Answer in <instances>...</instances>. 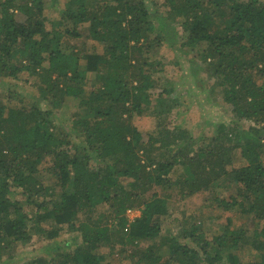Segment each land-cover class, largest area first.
I'll use <instances>...</instances> for the list:
<instances>
[{
  "label": "trees",
  "instance_id": "1",
  "mask_svg": "<svg viewBox=\"0 0 264 264\" xmlns=\"http://www.w3.org/2000/svg\"><path fill=\"white\" fill-rule=\"evenodd\" d=\"M165 2L168 16L146 0H66L49 30L47 0H0V76L35 77L36 96L48 103L10 105L0 95V259H12L35 235L74 231L81 241L74 238L73 249L23 264H111L117 249L128 252L127 264H156L166 255L169 264H264V0ZM174 22L186 37L180 45L204 55L213 89L237 118L231 131L222 123L201 144L193 136L186 142L182 126L165 128L162 116L173 105L164 94L174 88L155 92L164 63L154 54L166 38L177 41ZM66 35L92 40L93 51L83 54ZM72 107L77 142L54 119ZM145 112L160 119L148 137L133 122ZM177 165H185L183 180L173 179ZM15 187L31 211L12 198ZM174 187L183 197L221 188L218 206L248 215L253 226L229 223L208 238L193 224L158 243L176 207L163 191ZM101 204L110 211L98 212ZM137 207L142 213L131 222L126 212ZM245 247L258 256L244 262L224 254Z\"/></svg>",
  "mask_w": 264,
  "mask_h": 264
},
{
  "label": "rangeland",
  "instance_id": "2",
  "mask_svg": "<svg viewBox=\"0 0 264 264\" xmlns=\"http://www.w3.org/2000/svg\"><path fill=\"white\" fill-rule=\"evenodd\" d=\"M51 1L52 4H50ZM146 1L156 14L168 16L169 6L165 0ZM47 3L45 14L47 15V27L51 30L53 22L60 19V12L65 7L66 0H57L55 5L53 0H47ZM160 28H164L166 31L168 27L167 25L164 27L160 25ZM171 29L173 35L177 38V41L174 43L175 45L166 38L162 45L158 47L157 54H154V58H158L164 63L162 72L154 76L157 80L161 79V85L155 89V92H161L165 85L169 88H174L171 95H168L167 92L164 94L169 98L168 103L173 105V108L171 112L164 113L162 120L165 128L171 132L172 130L178 131L175 128L176 126H182V128L188 130L186 142H193L191 139L193 136L196 140H201L202 138L201 142H199L201 144L203 140H208L207 138H210V136L218 132L216 129L222 123L228 124V127L225 128L227 132L231 131L230 128L235 125L237 118L232 111V106L219 93L220 88L216 87L213 89L215 79L210 76L207 65L203 61L204 55L199 53L198 48L195 52H192L187 46L180 45L181 42L186 41V37L178 22H174L171 25ZM65 40L68 43L74 44L77 48H82L84 51L83 54L89 51L91 52L94 49L92 40L71 38L68 35H66ZM96 51H102L100 45L96 47ZM80 53L82 54L81 50ZM82 60L85 62V59ZM36 80L35 77H31L29 81H26L25 78L14 79L0 76V95L4 102L10 105L19 106L24 104V101H27L28 104H31V102H39L43 108H47L48 103L36 96L38 94ZM73 110V107L57 110L54 112V119L65 131L72 134L71 138L77 142L80 139L82 140V138L78 131L72 128ZM159 120L158 116L152 115L149 112L136 114L133 118V122L143 131L145 137L158 132ZM238 123L239 126L246 125L247 127L250 124V122H246L245 124L239 121ZM242 163L243 161L239 159L236 165ZM184 167L185 165H177L175 167L172 173L174 180H183L186 177ZM220 189L217 191L219 192ZM57 190L59 189L57 188ZM161 190L159 191L161 192ZM227 190L224 189L220 192L228 196ZM165 192L173 196L172 200L175 202L176 207H174L172 215L164 217V232L155 239L158 243L166 235H178L181 233V228L184 226L191 227L193 224H201L208 238H212L216 233L223 232V229L226 227L225 225H229V223L232 228L253 226L252 220L248 215L240 213L239 211L226 210L224 207L218 206V202L215 199L218 192L202 191L184 197L176 187L168 190L164 189L163 193ZM11 196L22 202L21 205H23L25 211H31L32 207L27 202L26 196L22 193L21 187L13 188ZM109 211L110 208L107 204H101L98 207V212L108 213ZM141 213L142 208L137 207L131 210L129 209L126 215L128 220L133 222ZM80 236V233L74 231H64L56 239H46L35 235L29 243L19 244L12 259H9L7 256L2 257L0 264H23L27 260L36 257H44L47 259L55 258L60 252L73 249L75 247V243L73 242L74 238L78 237V241H81ZM65 241H72V244L66 245ZM128 247L134 248L133 245H129ZM233 251L244 262L250 261L258 256L256 251L249 247L239 250L226 249L224 254L228 255ZM126 252L121 253L117 249L107 260L111 264H127L129 263V259L124 257L125 255L128 256V252ZM167 261H169L168 255L160 263L156 264H169Z\"/></svg>",
  "mask_w": 264,
  "mask_h": 264
},
{
  "label": "built area",
  "instance_id": "3",
  "mask_svg": "<svg viewBox=\"0 0 264 264\" xmlns=\"http://www.w3.org/2000/svg\"><path fill=\"white\" fill-rule=\"evenodd\" d=\"M131 210V209H130Z\"/></svg>",
  "mask_w": 264,
  "mask_h": 264
}]
</instances>
